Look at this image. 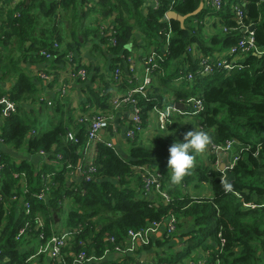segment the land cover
<instances>
[{
    "label": "trees",
    "instance_id": "trees-1",
    "mask_svg": "<svg viewBox=\"0 0 264 264\" xmlns=\"http://www.w3.org/2000/svg\"><path fill=\"white\" fill-rule=\"evenodd\" d=\"M151 1L146 14L142 11L144 0H98L97 7L79 14L85 0H29L17 9L18 15H9L6 26L1 27L0 44L12 48L11 56L2 57L4 52H0V75L12 73L16 77L13 87L2 94L15 102L16 112L1 118L0 138L5 145L24 154L19 162L8 153L0 154V164H4L0 171L1 264H25V259L35 253L40 243L39 234L43 232L44 237L49 238L60 221L62 228L71 232L72 239L63 250V258L51 264L71 263L82 250L96 258L85 264H146L140 261L141 257L150 254L152 264H264V0H221L218 9L203 4V9L187 17L183 26L177 20H169L171 35L165 54L162 50L167 30L165 13L172 10L187 15L205 0ZM234 6L242 10V18L233 11ZM33 9L40 10V15L46 19L41 28ZM59 10L70 17L69 34L74 35L76 41L65 43L66 47L61 45L59 26L62 27L63 22L62 17L56 16ZM96 12L105 27L94 29L92 45L101 57L111 59L109 67L103 68L105 74L99 75L97 68L90 75L85 68L93 84L103 82L102 88L87 86L86 103L94 106L95 102L111 99L114 90L111 73L117 63L123 67L130 57L127 45L135 43L133 32L137 29L144 46L151 44L163 55L159 67L152 73L154 82L146 98L137 97L142 107L141 126L146 127L148 113L155 106L163 109L172 98L183 105V111L190 113L195 128L209 135L210 143L239 145L231 167L223 170L215 165L216 155L209 151L207 161L194 153L195 166L191 174L181 184H172L171 170L167 167L168 148L176 140L183 142L186 127H189L183 120L185 115H172L167 132L159 134L149 144L138 139L128 140L126 155L112 142L109 126L96 142L94 171L78 182L68 176V163L82 164L86 122H77L70 109L63 110L69 105L68 100L58 97L54 85L58 83L59 71L73 65L84 67L79 65L74 47L75 44L80 46L76 33L84 26L81 16ZM208 16L219 19L212 24L213 31L205 36L204 21ZM238 25L252 27L257 50L245 52L238 61L241 67L230 72L201 75L199 61L187 51L188 46H193L196 53L211 57L237 44L244 33V28ZM223 27L226 30H222ZM54 42H58V49L53 47ZM42 49L51 53V58L42 55ZM69 52L75 55L71 62L67 58ZM29 59L48 62L43 73L52 74L54 79L47 83L51 95H46L52 101L51 109L56 117L50 126L31 137L30 131L38 129L35 117L39 114L34 104L39 89L20 67L21 62ZM127 78L124 76L122 83L115 87L117 92L131 86ZM175 84L186 89L175 88ZM192 90L198 93L191 94ZM190 98L200 101L201 109L197 113H192L188 105ZM29 104L33 108L27 110L24 106ZM40 105L43 108L47 103L43 99ZM2 107L0 104V112ZM67 131H74L77 142L67 139ZM39 151H45L58 163L33 162L30 157L37 156ZM212 164L217 167H211ZM139 167L152 172L157 170L160 188L170 197L167 202L154 187L146 190ZM24 171L28 192L23 194L14 173ZM51 172L55 175L45 189V197L36 199L33 193L40 189L43 177ZM202 183L210 186L211 196H191L184 190L191 184L198 188ZM14 194L29 201L28 215L20 209V201L12 199ZM36 216L43 219L42 227L36 222ZM171 216L176 222L174 231L169 233L165 221ZM151 222H161L159 236L155 234L147 245H139L135 255L125 253L105 261V250L115 252L113 244L107 240L109 236L115 238V244H124L128 230H140ZM185 223L188 225L182 227ZM20 230L23 233L20 234ZM176 243L182 245L179 251H174Z\"/></svg>",
    "mask_w": 264,
    "mask_h": 264
},
{
    "label": "built area",
    "instance_id": "built-area-1",
    "mask_svg": "<svg viewBox=\"0 0 264 264\" xmlns=\"http://www.w3.org/2000/svg\"><path fill=\"white\" fill-rule=\"evenodd\" d=\"M155 4H157L155 2ZM204 5L207 7L213 6L215 8H220L221 6V0H205ZM233 11L236 13V15L240 18H242L243 12L240 8L237 6L233 7ZM164 18L167 21V30L164 33V44L162 47L163 53H168L167 46L170 41V35H171V26H170V19L167 17L166 13L164 15ZM102 21V17H101ZM104 22H100V28L104 29ZM238 27L244 28V33L242 37L239 39L237 44L233 47H230L227 52H220L212 55L211 57H206L201 55L200 53H196L193 46H188L187 51L191 53L195 58L199 61L200 66V74L201 75H209L214 73L215 71L220 72H230L236 67H241L239 65L238 58H241L242 55L247 52L249 49H255L257 50V47L254 45V36H253V30L249 26L245 25H238ZM222 30H226L225 27L222 28ZM163 30H161L160 33H162ZM112 43H115V41L112 39ZM54 48H59L58 42L53 43ZM41 54L44 55L46 58H51V53L47 52L45 49L41 50ZM70 54V52L68 53ZM228 55L231 57L228 58ZM163 55L159 53L157 50H152L145 58L144 61L146 63L145 66V76L143 80L135 85L131 86L129 89H127L124 92H117L115 90V87L122 83L124 79L123 70L120 66H117L113 72L111 73V78L113 80L114 90L112 91L111 96V110L120 109L123 106H127L130 109V117H131V123L127 130L125 131V137L128 140H134V139H140L142 135L145 133V128L141 126V109L142 107L138 104V98H146L147 91L151 87L152 81H153V72L159 67V62L163 60ZM130 57L127 58V60ZM130 60V59H129ZM133 64L130 63V69L132 70ZM58 83L55 84V93L58 95L60 99H64L68 97L69 94V83L73 81H80L84 82L88 78V71L85 69V67L77 68L75 65L73 67L63 69L59 71L57 74ZM42 78L44 79L45 83L52 82L54 79V76L52 74H42ZM188 78L191 79L192 76L188 75ZM54 89V88H53ZM45 100L47 103L48 108L51 110V113L54 114L52 111V101L50 98H42V96H38V99L35 103L36 105V111H40L42 106L40 105L41 100ZM174 101L170 100V103L166 105L163 109L158 108V106H155L153 110H151V113L157 114V121L159 124V130L164 129V125L166 122V119L168 120L170 116H176V115H190L186 111L178 109L174 105ZM188 105L191 107L192 113H197L198 110L201 109L200 107V101L196 100L194 101L193 98H190L188 100ZM0 104L3 105L0 112V118H4L10 113L16 112V104L15 102L11 101L9 97L6 95L0 96ZM196 110V111H195ZM149 112V113H150ZM149 113L147 117L146 123H149ZM55 116V114H54ZM75 117V116H74ZM112 114L110 110H99L92 114H83L80 113L78 116L75 117V120L77 122H86V141L82 149V161L79 165L72 166L70 163L67 164V168L70 170L68 171V176L72 178L73 181H79V179L85 177L87 179V173L94 171L93 167V160L97 155V148H96V142L100 140L102 136V132L105 131L112 123ZM38 133L37 129H32L29 133V136H34ZM160 133V132H159ZM66 137L68 140L77 142V138L75 136L74 131H67ZM0 142H3V140L0 138ZM108 146L111 145L110 142L107 143ZM232 143L227 142L224 145H217L210 143L208 146V151L214 154H220V153H226L231 148ZM60 156L59 154L57 155ZM91 156V159L89 157ZM39 159L40 162L52 164V163H58L57 160L51 159L49 157V154L45 151H39L37 153V156H35ZM35 157H31L34 159ZM4 164H0V171L3 168ZM232 165H230L231 167ZM138 169L142 170V173L144 174V181H145V187L146 190L149 191L154 187L155 191L158 192L161 197L164 199L165 202L169 200V195L165 189L160 188V182L159 177L160 174L156 172L149 171L146 167H139ZM55 175V173L51 172L48 173L46 176L43 177L41 182V187L38 191L33 193V196L41 200L45 197V189L47 188V185L51 182L52 177ZM14 176L19 179V189L24 194L28 192L27 188V181H26V172H20V173H14ZM0 182H1V175H0ZM151 187V188H150ZM12 199L19 200L20 201V209L23 211L24 215H28L30 212V203L29 201L25 200L23 196H20L18 194H14L12 196ZM66 208L65 210H67ZM36 222L40 227L43 226V219L40 216H36ZM176 220L174 217H168L165 221L167 230L169 233L173 232L175 227ZM62 223L60 221L57 228L54 229L52 235L46 239L44 237L43 232H41L38 236L39 238V245L37 246V249L33 255L28 256L25 259V264H31L33 262H37L38 264H51L55 259H62L63 258V250L64 248L69 244L70 240L72 239L71 232L68 230H65L62 228ZM162 228L161 222H151L146 227L140 229V230H128L126 241L124 244H115V238L113 236H109L107 240L113 244L114 251L118 252L120 254H134L138 249L139 245H147L150 242V238L153 237L155 234H158ZM23 233V230H20V234ZM110 252V250H105V254ZM142 259V257H141ZM93 260H96L94 256H88L85 251L78 252L71 263H66L63 261L62 264H85L87 262H91ZM141 262H145L146 264H152V257L149 256L147 259L144 258L140 260ZM1 264V263H0Z\"/></svg>",
    "mask_w": 264,
    "mask_h": 264
},
{
    "label": "crops",
    "instance_id": "crops-1",
    "mask_svg": "<svg viewBox=\"0 0 264 264\" xmlns=\"http://www.w3.org/2000/svg\"><path fill=\"white\" fill-rule=\"evenodd\" d=\"M29 0H0V31H2L1 27L6 26L7 19L9 15L15 16L18 15V10L20 9L21 5L28 4ZM98 0H85V2L80 6L78 13L80 14L82 11H86L92 7H97ZM152 4L151 0H144V7L142 9L143 13L146 14L148 12V7H150ZM154 5L155 2H154ZM33 12H36V9H33ZM36 15H38L37 20H38V27L41 28L42 24L46 22V19L43 17V15H40V10H37ZM56 16L61 19L62 17V22L63 25L60 27V34L61 37L63 38V41L61 45L63 47H66L67 43H72L74 44L76 41H74V35L69 34V28H71V19L70 17H66L64 14V11L59 10L58 13H56ZM65 18H64V17ZM80 18L81 22L84 24L83 28L79 30L76 33V39L80 43L79 47L76 46L75 44V51L78 53V58L80 60L79 65L84 66L90 72V75L92 74V71L94 72L95 69H99V75H102L104 73L103 68H108L110 59L111 58H104L103 56H97L96 50L93 48L92 45V40H93V31L96 27L99 26L100 28V22L101 21V15L96 13H91V14H85L84 16H81ZM70 19V21H69ZM218 16H208L205 21H204V30L203 33L205 36L209 35L213 31L212 24L215 23L218 20ZM134 39L135 43L130 42L127 45V50L130 53V60H125L123 67L122 65L118 64L123 70V75L128 77V81L130 82L131 86H135L139 84L144 76H145V66L146 63L144 61V58L152 51L154 50L153 45L149 46H144L145 42L142 37V34L140 31L137 29H134ZM66 43V44H65ZM62 47V48H63ZM10 48H12L11 45H6L2 46L0 44V52L3 51L4 53H1L2 57L6 56H11L10 53ZM89 48V52L88 49ZM4 49V50H3ZM229 49V48H228ZM224 50L222 52H227V50ZM240 59V58H238ZM132 62L133 68L132 70L130 69V63ZM48 62H39L36 59H29L27 62H21L20 67L24 70V72L32 79V82L35 83V86L37 87L38 90V96H42V98H48L47 95H51V89L50 87L47 86L45 83L44 79L42 78V74L44 69L46 67ZM104 66V67H103ZM103 67V68H102ZM117 67V66H116ZM105 74V73H104ZM97 81H99V77L96 78ZM16 77L14 74L9 73V74H4L3 76L0 75V94L3 95V92H7L10 88L13 87L15 84ZM108 80L110 78L108 77ZM154 82V80H153ZM92 86V87H97L99 86L100 88L103 87V82L99 81L98 83L94 82L92 83V78L91 76H88V78L84 82H77L73 81L69 83V94L67 97L68 104L63 107V110L69 111V109L73 112L74 116H78L80 113L83 114H92L95 113L99 110L100 108L108 106V110H110L112 114V123H111V129H112V142L116 143L117 149L120 150V152L123 155H126L128 149H129V143L128 139L125 137V131L129 127L131 123V117H130V109L127 106H123L120 109L116 110H111V101H100V103L95 102L94 106H89V104L86 103L87 98H88V91H87V86ZM111 86H114L113 83H111ZM130 86V87H131ZM130 87H126L124 91L129 89ZM37 91V90H36ZM121 93V92H120ZM47 94V95H46ZM105 104L106 106H103ZM35 108L36 105L34 104ZM27 110H30L33 108L32 105H27L24 106ZM103 111V110H101ZM39 116H36V120L38 121V133L50 126L51 123H53L56 119L53 113H51V110L48 108V106L41 108L40 111H38ZM156 113H149V123H146V128H145V133L142 135L140 139H138L139 142L149 144L156 136H158L160 133L158 132L157 127H154V124H156ZM184 119H188V123H190L191 127L189 129H195L193 119L191 117H184ZM1 121V118H0ZM108 129V128H107ZM106 133V130L102 132V135ZM147 137V138H146ZM0 154L2 153H8L11 155L12 158L16 160V162H19L20 159L24 156L23 153L18 152L17 150H14L10 146H7L0 142ZM239 145L232 146V149L229 150L226 153H220V154H215L216 155V164L221 166L223 165V168L221 169H226L228 166L232 165L234 163V159L231 161V159L236 157L238 153ZM232 152V153H231ZM231 153V154H230ZM201 157L207 161L208 156L210 155L208 153V146L205 150L204 153H200ZM31 158V157H30ZM91 159V156L89 157L88 160ZM31 160L35 163L39 162V159L35 157L34 159L31 158ZM215 165H211V167H217ZM156 170V169H155ZM205 187V191H202L201 188ZM187 189V188H186ZM189 189H194L199 191L195 193L194 195H201V196H211L212 192L210 189V186L208 184H201L198 188L194 185L191 184L189 185ZM189 193V192H188ZM191 195V193H189ZM188 223H185V225H182V227L187 226ZM182 247L181 244L175 245L174 251L180 250ZM172 249V248H171ZM121 254L118 252H108L105 256V261H109L112 259L117 258ZM146 259L149 257V255H143ZM142 256V259H143ZM150 256L153 258L152 254Z\"/></svg>",
    "mask_w": 264,
    "mask_h": 264
},
{
    "label": "clouds",
    "instance_id": "clouds-1",
    "mask_svg": "<svg viewBox=\"0 0 264 264\" xmlns=\"http://www.w3.org/2000/svg\"><path fill=\"white\" fill-rule=\"evenodd\" d=\"M210 141L206 132L192 129L184 134L183 142L176 140L171 144L168 148L167 167L171 170L172 184H181L191 174L195 166L194 153H204Z\"/></svg>",
    "mask_w": 264,
    "mask_h": 264
},
{
    "label": "rangeland",
    "instance_id": "rangeland-1",
    "mask_svg": "<svg viewBox=\"0 0 264 264\" xmlns=\"http://www.w3.org/2000/svg\"><path fill=\"white\" fill-rule=\"evenodd\" d=\"M94 14V13H93ZM88 50V52H89V48L87 49ZM96 52V54H97V56H100V54L97 52V51H95ZM73 57H75V55H74V53H70V54H68L67 55V58H68V61H73ZM104 67V66H103ZM102 67V68H103ZM175 88H179V89H183V90H185L186 88H184V87H178V85H176L175 84ZM198 92L196 91V90H192L191 91V94H197ZM183 117H191L190 115H185V116H183ZM182 117V118H183ZM183 120L186 122V123H188L187 121H188V119H184L183 118ZM171 123V119L169 118L168 120L166 119V122H165V125H164V129L163 130H159V124H158V121H157V117H156V124H154V127H157V129H158V132L157 133H159L160 132V134H163V133H166L167 132V130H168V125ZM189 124V127L187 126L186 128V131H189V130H192V128L191 129H189L190 127H191V125H190V123H188ZM183 128H185V126L183 127ZM147 138V137H146ZM209 145H210V143H209ZM208 145V146H209ZM232 149V146H231V148L229 149V150H231ZM232 153V152H231ZM230 153V154H231ZM234 159V157L231 159V161ZM223 166V165H222ZM202 189V191H205L206 189H205V187L203 188H201ZM185 191H187V192H189V193H191V196H195L194 194L195 193H197L198 191H199V189H197V190H194V189H189V186L187 187V189L185 188L184 189Z\"/></svg>",
    "mask_w": 264,
    "mask_h": 264
},
{
    "label": "water",
    "instance_id": "water-1",
    "mask_svg": "<svg viewBox=\"0 0 264 264\" xmlns=\"http://www.w3.org/2000/svg\"><path fill=\"white\" fill-rule=\"evenodd\" d=\"M203 2H200V4H199V6L193 11V12H191V13H189V14H187V15H180V14H178V13H176L175 11H172V10H170V11H168L167 13H166V15H167V17L170 19V20H177V21H179L180 22V24L183 26V24H184V21H185V19L187 18V17H190V16H194V15H196L197 13H199L202 9H203ZM252 28V27H251ZM174 105L178 108V109H180V110H184V107H183V105L182 104H180V103H178V102H175L174 103ZM1 148V147H0ZM221 168H223V166H221ZM161 233L159 232L158 233V236L160 235ZM145 257L143 256V259H144ZM59 260V259H58ZM31 264H38L37 262H33V263H31Z\"/></svg>",
    "mask_w": 264,
    "mask_h": 264
}]
</instances>
